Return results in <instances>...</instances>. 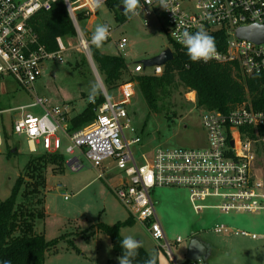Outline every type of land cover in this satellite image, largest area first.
Listing matches in <instances>:
<instances>
[{"label":"built area","instance_id":"obj_1","mask_svg":"<svg viewBox=\"0 0 264 264\" xmlns=\"http://www.w3.org/2000/svg\"><path fill=\"white\" fill-rule=\"evenodd\" d=\"M119 1L121 5L122 0ZM61 2L66 6L76 30V36L71 38L76 39V50L93 62L90 51L92 36L89 37L88 31L82 29L78 15L95 16L106 0H98L97 5L93 0H0V78L11 76L20 86L31 90L41 79L47 61H63V54L73 48L72 40L58 36L57 50L48 51L30 24L34 15L49 11ZM140 4L142 9L136 16H143L147 25V18L162 14L171 42L183 49L172 35L173 31L187 29L194 33L201 28L207 32L225 31V48H217L218 57L207 63H235L249 76L264 71V41L256 43L240 39L235 34L239 27L264 25V0H168L167 9L160 6L159 0H140ZM108 27L110 38L113 30ZM128 43L126 37H121L116 42L118 50L127 48ZM164 65L150 66L152 70L149 73L142 62L129 69L134 75H160ZM130 83L120 85V93ZM190 92L193 94L191 100L196 101L195 92ZM103 93L106 100L97 109L94 120L76 130L68 129L69 105L46 108L47 100L36 96L33 103L13 108L20 114L10 121V134L24 135L33 153L37 152L38 145H42L44 153H61L64 139H68L66 153L70 157H66V164L73 171L83 167L77 155L78 149L94 167L106 171L113 167L117 169L118 182L113 186L116 196L128 209L131 218L143 223L152 238L175 262L173 249L184 239L178 236L170 241L167 238L152 198L155 188H186L197 214L205 209L264 211V110H255L250 104L237 105L228 112L203 109L207 147H157L150 154L143 151L137 154L134 146L141 142V138L137 135L130 138L126 134V131H136L124 106L127 100L114 102L106 90ZM36 105L46 112L35 115L24 111L27 106ZM8 111L0 109V147L4 144V114ZM105 161L111 163L104 164ZM104 173L101 171L99 176L104 177ZM213 230L223 233L230 228L217 224ZM235 233L256 238V234L246 231L239 233L236 230ZM189 264L204 263L191 261Z\"/></svg>","mask_w":264,"mask_h":264},{"label":"rangeland","instance_id":"obj_2","mask_svg":"<svg viewBox=\"0 0 264 264\" xmlns=\"http://www.w3.org/2000/svg\"><path fill=\"white\" fill-rule=\"evenodd\" d=\"M146 20L147 25L143 16L129 18L121 15L117 19L115 13L103 4L95 19L86 20L82 26L91 36L97 25L110 26L112 35L99 48L100 51L121 55L133 69L135 63L159 54L172 43L162 14ZM121 37H126L129 43L127 48L119 51L116 42ZM71 40L73 48L63 54V61H47L41 79L31 90L20 86L11 76L0 78V109L9 110L4 114L6 124L20 114L19 110L13 108L33 103L36 96L47 100L46 108L67 104L71 114L75 115L82 112L100 91L103 92L101 77L98 78L89 60L76 50V39ZM151 70L148 67L146 72ZM93 88L95 92L90 99ZM179 91L181 93L175 95L177 114L174 118L150 112L147 101L134 82L124 92L120 93L117 88L109 93L114 102L127 100L124 106L129 122L136 131H126V134L130 138L134 135L141 138V142L134 146L137 154L141 151L150 154L157 147H207V132L202 122L203 109L191 100V92L184 94L182 87ZM24 111L35 115L46 112L40 105L27 106ZM68 143L69 140L64 139L61 153L65 157H70L66 153ZM8 145L11 149L16 148L11 154L8 153ZM43 153L42 145L37 146V152H31L24 135L10 134L7 142L4 139L0 147V202L11 194L16 179L24 174L30 157ZM77 155L83 162L81 169L73 171L66 164L63 171L53 172L51 168L46 171V215L43 220L36 222V226L45 233L46 239H62L53 252L46 254L44 264H109L110 259L117 258L116 253L110 237L98 231L96 226L98 223L113 225L131 218L113 189L118 182L117 169L113 167L106 171L94 167L82 150L78 149ZM109 162L105 161L104 164ZM101 171H105L104 177L99 176ZM152 198L167 238L170 241L178 236L184 239L173 249L176 262L170 259L140 221L122 227L120 233L122 238L131 235L141 241L142 247L159 264H183L192 235L210 247L207 264H264V211L221 212L205 209L197 214L189 201L188 190L182 187L155 188ZM217 224H223L230 230L217 233L213 230ZM236 230L239 233L246 231L256 234V238L236 234Z\"/></svg>","mask_w":264,"mask_h":264},{"label":"trees","instance_id":"obj_3","mask_svg":"<svg viewBox=\"0 0 264 264\" xmlns=\"http://www.w3.org/2000/svg\"><path fill=\"white\" fill-rule=\"evenodd\" d=\"M105 4L115 13L116 18L124 17L119 0H106ZM87 17L78 15L82 25ZM37 32L39 41L48 51H56V37L74 38L76 30L64 3L56 4L49 11H41L30 21ZM215 37L216 48L224 49L227 35L225 31L208 32ZM106 42V41H105ZM104 42V43H105ZM174 58L164 65L160 75L138 74L130 72V67L121 55L104 54L95 45L90 44L93 62L109 94L126 82H136L137 87L148 103L150 112L165 114L174 118L176 112V93L194 91L196 106L201 109L228 112L241 104H250L255 110H264V71L247 75L235 63H200L192 62L186 54V49L171 43ZM85 57V56H84ZM86 59V57H85ZM87 60V59H86ZM128 77V78H125ZM102 91L90 101L82 112L72 116L68 122L69 130L81 128L96 116L97 109L105 102ZM11 124H4L3 131L7 139L11 132ZM12 147L8 145V153ZM66 157L62 153H43L32 155L15 181L11 194L0 202V264H44L47 253L55 250L62 237L46 239L45 233L38 230L36 222L46 215L44 208V187L46 186V171H63ZM128 218L113 225L98 223L97 230L107 234L116 256L123 255L121 248V228L133 224ZM133 264H144L152 254L143 247ZM186 259L183 264H189ZM109 264H119L118 259H110ZM156 264H159L156 259Z\"/></svg>","mask_w":264,"mask_h":264},{"label":"clouds","instance_id":"obj_4","mask_svg":"<svg viewBox=\"0 0 264 264\" xmlns=\"http://www.w3.org/2000/svg\"><path fill=\"white\" fill-rule=\"evenodd\" d=\"M150 2V0H147ZM93 4L97 5L98 0H93ZM161 7L168 8V0H159ZM123 13L125 16L131 18L132 16L139 15V10L142 9L140 0H122ZM110 35L109 27L106 24H99L95 27V30L91 37V44L97 48L103 46L104 42ZM172 35L175 37L178 43H180L185 49L186 54L192 62H204L207 63L210 60L217 58L219 53L216 48L215 37L210 35L203 28L192 33L187 29L181 31H173ZM95 92V88L90 93V99ZM142 242L135 239L131 235L124 237L121 240V248L123 249V255L117 257L119 264H133V260L139 255L138 250L142 247ZM4 264H10V262H4ZM144 264H156V258L150 256L145 260Z\"/></svg>","mask_w":264,"mask_h":264},{"label":"water","instance_id":"obj_5","mask_svg":"<svg viewBox=\"0 0 264 264\" xmlns=\"http://www.w3.org/2000/svg\"><path fill=\"white\" fill-rule=\"evenodd\" d=\"M235 34L240 39H248L253 42L260 43L264 41V25L252 24L244 27H239L236 29ZM173 58H174L173 51L171 50L170 47H167L159 54L151 58L144 59L141 62L146 68L154 65H164ZM89 62L92 65L98 78H100L94 62H91L90 60ZM102 87L103 90H105V87L104 86ZM15 150L16 148L12 149V151ZM209 254H210V247L200 238L196 236L192 237L188 246L187 259L191 261H201L202 263L207 264V258L209 257Z\"/></svg>","mask_w":264,"mask_h":264},{"label":"crops","instance_id":"obj_6","mask_svg":"<svg viewBox=\"0 0 264 264\" xmlns=\"http://www.w3.org/2000/svg\"><path fill=\"white\" fill-rule=\"evenodd\" d=\"M123 9V8H122ZM112 11V10H111ZM112 12H114V11H112ZM95 17H96V15L95 16H91V17H89V18H87L86 20H90V19H95ZM86 31H87V29H86ZM88 33H89V31H88ZM90 35V34H89ZM91 36V35H90ZM76 115V114H75ZM72 116H74V115H70V118L72 117Z\"/></svg>","mask_w":264,"mask_h":264}]
</instances>
